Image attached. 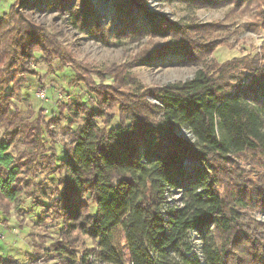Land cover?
I'll list each match as a JSON object with an SVG mask.
<instances>
[{"label":"trees","instance_id":"obj_1","mask_svg":"<svg viewBox=\"0 0 264 264\" xmlns=\"http://www.w3.org/2000/svg\"><path fill=\"white\" fill-rule=\"evenodd\" d=\"M47 1L60 12L67 8L73 26L104 44H119L109 40L110 30L120 41H138L144 34L169 38L157 48L146 46L138 61L178 52L176 63L192 64L213 50L208 47L216 26L155 17L145 0H107L116 12L112 25L98 20L93 0H81L78 8L74 0ZM23 2L15 0L0 17L1 213L20 210L25 191L34 188L37 205L44 208L48 201L54 221L62 224L51 251L71 262L84 235L92 242L85 263L92 257L101 264H264V220L238 211L264 215V45L254 57L212 62L185 81L145 87L125 64L103 69L78 64L58 32L26 14ZM37 52L43 63L71 69L70 85L87 90L85 101L58 105L72 141L59 162L46 115L25 116L7 91L10 85L19 91ZM114 107L119 121L109 127ZM179 127H187L193 139L180 137ZM242 154L259 157L254 178L238 164ZM53 166L61 173L51 189H43L44 182L35 185L36 172ZM175 192L180 205L168 200ZM191 231L201 239L202 260Z\"/></svg>","mask_w":264,"mask_h":264},{"label":"rangeland","instance_id":"obj_2","mask_svg":"<svg viewBox=\"0 0 264 264\" xmlns=\"http://www.w3.org/2000/svg\"><path fill=\"white\" fill-rule=\"evenodd\" d=\"M15 0H0V17L5 14ZM215 5L195 6L182 0H145L150 12L155 17L163 15L171 22L183 21L191 18L196 24L214 25L212 31L213 49L208 55H201L202 59L195 63L180 64L176 63L179 59L178 52H166L165 54L153 53L148 60L138 61L136 57L145 49L146 46L152 49L162 46L169 38L163 36H151L144 34L138 41L124 38L120 41L113 30H110L109 40L119 44H104L93 38L88 30H79L73 26L69 20L68 9L62 12L56 8H49L47 0H26L23 2V11L30 15L37 23L44 25L51 31L58 32V37L64 49L70 52L71 59L80 65H87L92 69H99L111 66V64H125L126 70L135 76L145 87H155L177 81H185L192 78L196 72L205 65L212 62L223 63L235 57L246 56L254 57L262 52L264 45V0H214ZM239 1V2H237ZM243 1V2H241ZM96 8L97 18L103 24H114L116 12L113 5L107 0H93ZM72 5L82 7L81 0H74ZM20 8V6H18ZM205 42V41H203ZM204 46V52L206 47ZM41 53L37 52V61L31 62L32 73H23L19 91L12 92V86L7 88L8 93H13V102L20 108L25 116L36 117L42 113L46 115V121L53 133V139L57 144L59 162L65 157V144L71 143L69 132H65L64 125L68 121L60 120L58 105L70 101H85L87 90L85 86H71L73 71L59 65L58 62L52 65L43 63L40 60ZM106 71V70H105ZM245 75L250 76L249 72ZM93 76V73H88ZM106 83H110L109 74ZM97 79V78H96ZM99 81V79H97ZM246 84L249 80H245ZM44 92L48 95V100H43L38 95ZM150 101L156 99L148 96ZM116 116L109 127L114 126L119 121L118 107L109 110ZM104 121V120H103ZM101 121V125H103ZM73 129L77 127L74 124ZM190 130L187 127H179L176 133L186 139H193V136L186 137L185 134ZM71 132V131H70ZM49 146V145H47ZM22 148L23 146H19ZM259 157L254 154H242L238 158V164L248 173H252L254 178L255 171L258 169ZM61 170L57 166L46 171L36 172L34 177L35 185L44 182L43 189H51L57 182ZM54 182V183H53ZM31 192L34 188L30 189ZM25 191L24 202L21 209H13L11 215L6 216L0 209V264H101L90 258L89 263L83 261V256L92 242L84 235H80L81 243L75 261L71 262L68 255H60L51 251V243L59 239L62 224L59 220L54 221L53 214H50V204L47 201L44 208L37 205V194ZM223 192V189H222ZM29 195V198L27 197ZM33 196H30V195ZM28 198V199H27ZM27 199V200H25ZM170 203L181 204L178 192L173 193L168 198ZM245 217H252L264 220V215L257 210L239 208ZM43 212V215L41 213ZM42 219L40 221L39 216ZM5 220V222L3 221ZM191 242L196 254L202 260L201 239L196 231L190 232Z\"/></svg>","mask_w":264,"mask_h":264},{"label":"built area","instance_id":"obj_3","mask_svg":"<svg viewBox=\"0 0 264 264\" xmlns=\"http://www.w3.org/2000/svg\"><path fill=\"white\" fill-rule=\"evenodd\" d=\"M38 95L40 96V97H42V99L43 100H48V95L46 94V93H44V92H41L40 94H39V92H38Z\"/></svg>","mask_w":264,"mask_h":264},{"label":"water","instance_id":"obj_4","mask_svg":"<svg viewBox=\"0 0 264 264\" xmlns=\"http://www.w3.org/2000/svg\"><path fill=\"white\" fill-rule=\"evenodd\" d=\"M184 132H186V134H185L186 137H189V135L192 137V133H189L188 131H184Z\"/></svg>","mask_w":264,"mask_h":264}]
</instances>
